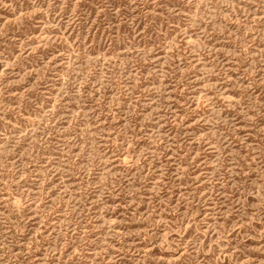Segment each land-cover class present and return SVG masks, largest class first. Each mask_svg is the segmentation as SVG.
I'll return each mask as SVG.
<instances>
[{
    "label": "rangeland",
    "instance_id": "obj_1",
    "mask_svg": "<svg viewBox=\"0 0 264 264\" xmlns=\"http://www.w3.org/2000/svg\"><path fill=\"white\" fill-rule=\"evenodd\" d=\"M0 264H264V0H0Z\"/></svg>",
    "mask_w": 264,
    "mask_h": 264
}]
</instances>
